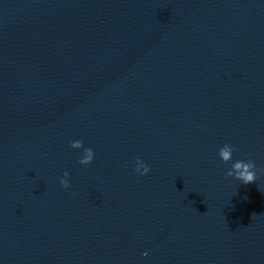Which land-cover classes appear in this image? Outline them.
Instances as JSON below:
<instances>
[{
  "label": "water",
  "instance_id": "1",
  "mask_svg": "<svg viewBox=\"0 0 264 264\" xmlns=\"http://www.w3.org/2000/svg\"><path fill=\"white\" fill-rule=\"evenodd\" d=\"M0 264H264V0H0Z\"/></svg>",
  "mask_w": 264,
  "mask_h": 264
},
{
  "label": "clouds",
  "instance_id": "2",
  "mask_svg": "<svg viewBox=\"0 0 264 264\" xmlns=\"http://www.w3.org/2000/svg\"><path fill=\"white\" fill-rule=\"evenodd\" d=\"M69 146L72 149H81L83 148V153L81 158L78 160V163L80 165H88L90 164L94 159V152L91 148L83 147V142L81 140H73L69 142ZM233 152L234 147L225 143L223 146H221L218 149V157L220 160L227 164L231 162L230 168L226 171L225 175L227 177H233L237 180H239L243 184H249L253 183L257 179L256 175V164L251 159H239L233 161ZM150 171L149 165H147L143 160L136 158L135 160V166H134V172L137 173L140 176L146 175ZM69 173L65 171L60 180V185L67 189L69 188ZM143 255H147V252L143 253Z\"/></svg>",
  "mask_w": 264,
  "mask_h": 264
}]
</instances>
